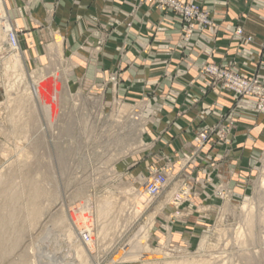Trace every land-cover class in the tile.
<instances>
[{
    "label": "rangeland",
    "instance_id": "374dc122",
    "mask_svg": "<svg viewBox=\"0 0 264 264\" xmlns=\"http://www.w3.org/2000/svg\"><path fill=\"white\" fill-rule=\"evenodd\" d=\"M30 1L22 10L8 9L0 0V264H264V169L250 176L243 202L230 200L224 187L216 190L222 205L192 249L149 246L147 207L160 194L149 199L145 183L159 174L165 187L180 183L177 203L194 193L187 189L191 177L150 168L142 188L128 185L133 179L128 168L141 150L142 105L117 94L122 84L117 76L89 82L80 77L78 72L89 66L65 54L69 31L55 16L60 0H53L40 16L31 15ZM137 1L175 14L186 44L196 26L214 25L189 0ZM192 5L199 6L208 25L187 13ZM16 18L25 25L17 27ZM239 29L234 31L237 37ZM10 34L15 47L9 44ZM31 35L39 44L36 55L26 53ZM122 64L118 62L117 75ZM111 66L110 60L102 69ZM256 166L250 159V171ZM82 234L90 236L88 243ZM138 236L142 244H137Z\"/></svg>",
    "mask_w": 264,
    "mask_h": 264
},
{
    "label": "crops",
    "instance_id": "0c3cea01",
    "mask_svg": "<svg viewBox=\"0 0 264 264\" xmlns=\"http://www.w3.org/2000/svg\"><path fill=\"white\" fill-rule=\"evenodd\" d=\"M26 1L5 3L8 9L23 10ZM189 1L207 12L214 25L196 26L188 44L182 40V21L148 2L60 0L55 12L69 31L66 56L89 66L75 76L88 82L117 76L122 80L117 94L143 107L141 150L128 168L133 178L128 185L142 188L150 168L191 177L187 189L194 193L175 203L182 186L169 183L148 204L152 248L192 249L209 231L222 205L216 190L224 187L230 200L243 202L250 176L264 169V114L256 112V100L238 98L201 74L204 66L215 64L247 79L256 75L264 86V0ZM52 2L31 0V15L45 14ZM14 22L17 27L25 25L21 18ZM237 28L242 30L240 37L234 35ZM102 30L110 31L109 35ZM36 41L32 35L26 40L31 48L26 53L37 54ZM110 60V70L102 69ZM119 61L123 64L117 75ZM229 121L233 129L228 134H213L197 149L198 131ZM250 159L261 167L250 171Z\"/></svg>",
    "mask_w": 264,
    "mask_h": 264
},
{
    "label": "built area",
    "instance_id": "2783aa9c",
    "mask_svg": "<svg viewBox=\"0 0 264 264\" xmlns=\"http://www.w3.org/2000/svg\"><path fill=\"white\" fill-rule=\"evenodd\" d=\"M191 8L187 9V13L195 17L198 21L204 25H208V21L204 14L200 11L199 6L192 5ZM176 8V7H175ZM192 26L189 28L188 33H190ZM237 34L241 33V30L236 31ZM190 35H187L185 42H189ZM248 41H252L251 38ZM9 44L15 47L16 40L13 34L9 35ZM201 74L209 78L221 89L233 93L238 98H254L256 100V112L262 114L264 113V86L260 83L258 76L253 75L249 79L236 74L235 72L217 66V65H206L202 68ZM233 127V122L229 121L226 124H219L212 127V129L200 130L195 134L194 142L197 149L199 150L206 143L208 138L212 134H217L219 137H223L228 134ZM216 128H218L217 131ZM166 185V180L163 175H156L150 178L145 184V195L151 199L158 196ZM81 240L85 243L90 241V236L88 234H82Z\"/></svg>",
    "mask_w": 264,
    "mask_h": 264
},
{
    "label": "bare ground",
    "instance_id": "6f19581e",
    "mask_svg": "<svg viewBox=\"0 0 264 264\" xmlns=\"http://www.w3.org/2000/svg\"><path fill=\"white\" fill-rule=\"evenodd\" d=\"M0 9H1V4H0ZM0 16H1V15H0ZM11 64H12V63H11ZM17 67H18V65H17V63H15V64L13 65V68H14L16 71L19 70V69L17 70ZM21 72H22V71H21ZM260 184H261L262 187H264V178H262V179L260 180ZM13 190H14V189H13ZM32 191H33V190H32ZM32 191H31V192H32ZM4 192H5V191H4ZM14 192H15V191H14ZM10 193H11V192H10ZM32 193H33V192H32ZM34 193H35V192H34ZM12 194H13V193H12ZM38 194H40V193H38ZM16 195H18V194L16 193ZM36 195H37V194H36ZM9 196H10V195H9ZM15 197H16V196H15ZM146 198H147V197H146ZM7 199H8V198H7ZM34 199H35V198H34ZM36 199L38 200V198H36ZM16 201H17V200H16ZM111 201H112V200H111ZM140 201H141V199H140ZM140 201H139V202H140ZM144 201H145V200H144ZM146 201H147V200H146ZM11 202H12V201H11ZM11 202H10V203H11ZM14 202H15V201H14ZM35 202H36V201H35ZM38 202H39V201H38ZM141 202H142V201H141ZM147 202H148V201H147ZM16 203H17V202H16ZM106 203H107V202H106ZM4 204H5V203H4ZM107 204H108V203H107ZM2 205H3V204H2ZM9 205H10V204H9ZM11 205H12V204H11ZM13 206H14V204H13ZM139 206H140V205H139ZM243 206H244V205H243ZM5 207H6V206H5ZM34 208H35V207H34ZM36 208H38V207H36ZM101 208L103 209V207H101ZM8 209L10 210V208H8ZM13 209H14V208H13ZM35 210H36V209H35ZM13 211H15V210H13ZM16 211H17V210H16ZM262 211H263V210H262ZM16 213H17V212H16ZM19 213H20V212H19ZM34 213H35V212H34ZM12 215H13V214H12ZM248 216H249V215H248ZM99 218H100V217H99ZM10 220H11V219H10ZM15 220H16V219H15ZM8 221H9V220H8ZM16 221H17V220H16ZM18 222H19V221H18ZM84 225H85L86 227H88V224H87V223H85ZM4 227H5V226H4ZM104 232H105V231H104ZM105 234H106V233H105ZM105 234H104V235H105ZM3 236H4V235H3ZM0 237H1V236H0ZM143 237H144V236H143ZM140 239H141V236H138V239H137V242H138V243H137V244H142ZM12 241H13V240H12ZM16 241H17V240H16ZM3 242H4V241H3ZM7 242H8V241H7ZM143 243H144V242H143ZM9 245H10V244H9ZM12 247H13V246H12ZM8 249H9V248H8ZM8 249H7V250H8ZM4 250H5V248H4ZM79 251H80V250H79ZM79 251L77 252L78 255H79V253H80ZM9 252H10V250H9ZM3 253H4V252H3ZM3 253H2V255H3ZM6 254H7V253H6ZM9 254H10V253H9ZM81 254H82V253H81ZM81 254H80V255H81ZM78 255H77V256H78ZM5 257H6V256H5ZM0 259H1V258H0ZM174 264H175V263H174ZM181 264H182V263H181ZM183 264H184V263H183Z\"/></svg>",
    "mask_w": 264,
    "mask_h": 264
}]
</instances>
